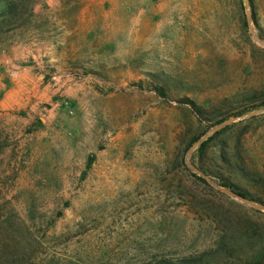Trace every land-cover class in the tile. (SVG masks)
I'll return each mask as SVG.
<instances>
[{
    "label": "rangeland",
    "instance_id": "rangeland-1",
    "mask_svg": "<svg viewBox=\"0 0 264 264\" xmlns=\"http://www.w3.org/2000/svg\"><path fill=\"white\" fill-rule=\"evenodd\" d=\"M15 1L29 10L0 28V264H244L264 210L207 179L261 195L220 154L264 175V0ZM217 130L200 159L228 186L186 162Z\"/></svg>",
    "mask_w": 264,
    "mask_h": 264
},
{
    "label": "trees",
    "instance_id": "trees-1",
    "mask_svg": "<svg viewBox=\"0 0 264 264\" xmlns=\"http://www.w3.org/2000/svg\"><path fill=\"white\" fill-rule=\"evenodd\" d=\"M4 3L0 6V28L4 27L5 25L12 24L16 17L21 15V13H25L29 10V6L20 3L19 1L15 0H2ZM193 113L196 116V118L199 121H202L206 119V117L203 115L204 110L200 107H197L193 104ZM224 130V129H223ZM223 130H217L215 131L211 136H209L206 140L202 141L198 146V158L197 161L192 160V163L197 166V168L205 175H211L215 176L217 178H220V180L223 182V186H228V184H231L229 177H221L216 175V173L210 169V164L202 163L201 162V155L207 151L209 142L214 139L217 135H219ZM199 136H196L192 138L188 146H190L193 142L198 140ZM220 158L222 162H224L226 165H228L231 168L230 172H236L239 174V176L246 182H248L249 185L255 190V192L261 194L260 196H257L255 199H257L259 202L264 204V200L262 196H264V175L251 163L248 162L245 155L239 154L238 151H229L227 153L221 152ZM195 161V162H194ZM201 180L200 176H198ZM227 183V184H226ZM234 186V185H233ZM237 188L240 189V187ZM241 195L245 196L248 194V191L244 190L243 192H238ZM252 200H255L251 198ZM264 244V243H263ZM233 246L234 243L227 244L225 240H220L218 251L227 252L229 255H233ZM232 247V249H231ZM214 250L205 251L201 255H185L182 257H178L176 259H173L171 257L167 256H159L154 257L151 260L147 261L144 264H198L200 261L204 259L205 256L208 255V253L213 252ZM264 261V245L260 246V249L249 253L248 255H245L243 262L244 264H262Z\"/></svg>",
    "mask_w": 264,
    "mask_h": 264
},
{
    "label": "water",
    "instance_id": "water-1",
    "mask_svg": "<svg viewBox=\"0 0 264 264\" xmlns=\"http://www.w3.org/2000/svg\"><path fill=\"white\" fill-rule=\"evenodd\" d=\"M245 4L246 6L248 7L249 6V1L248 0H245ZM252 37L259 43L261 44L263 47H264V40L261 39L259 36H257L254 32H252ZM259 112V110H256L254 112H250L248 114H245L243 115L244 117H249L255 113ZM229 121V120H228ZM226 121V122H228ZM212 134V132L210 133H207L206 135L200 137L197 141H196V144H199L201 143L202 141L206 140L210 135ZM191 151L192 149L190 148L186 154V162H187V165L195 170L196 172H198L199 174H201L203 177H206L205 174H203L195 165H193L191 162H190V156H191ZM214 187H216L217 189L223 191L224 193L230 195V196H233L234 198H236L237 200L243 202V203H246L248 205H251L252 207H255V208H258V209H263L264 210V205L260 204V203H255L254 201H252L251 199H248L246 198L245 196L241 195L240 193L232 190V189H228V188H224V187H221V186H218L215 182L211 181L210 179H207Z\"/></svg>",
    "mask_w": 264,
    "mask_h": 264
}]
</instances>
